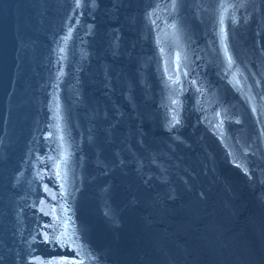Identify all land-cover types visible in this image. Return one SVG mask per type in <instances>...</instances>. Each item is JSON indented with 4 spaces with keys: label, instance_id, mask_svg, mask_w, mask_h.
Returning a JSON list of instances; mask_svg holds the SVG:
<instances>
[{
    "label": "water",
    "instance_id": "water-1",
    "mask_svg": "<svg viewBox=\"0 0 264 264\" xmlns=\"http://www.w3.org/2000/svg\"><path fill=\"white\" fill-rule=\"evenodd\" d=\"M0 264H264V0H0Z\"/></svg>",
    "mask_w": 264,
    "mask_h": 264
}]
</instances>
